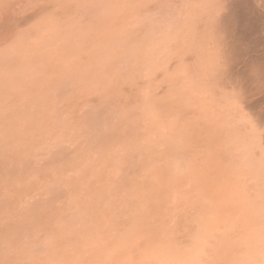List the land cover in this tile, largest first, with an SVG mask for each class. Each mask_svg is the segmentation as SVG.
<instances>
[{
    "label": "rangeland",
    "instance_id": "1",
    "mask_svg": "<svg viewBox=\"0 0 264 264\" xmlns=\"http://www.w3.org/2000/svg\"><path fill=\"white\" fill-rule=\"evenodd\" d=\"M157 1L0 0V264H244L213 147L194 135L205 65L181 58L178 26L147 34Z\"/></svg>",
    "mask_w": 264,
    "mask_h": 264
},
{
    "label": "bare ground",
    "instance_id": "2",
    "mask_svg": "<svg viewBox=\"0 0 264 264\" xmlns=\"http://www.w3.org/2000/svg\"><path fill=\"white\" fill-rule=\"evenodd\" d=\"M152 1L154 2V0H152ZM157 2H159V4ZM157 2H156L158 4V8L156 7L157 9L154 10L150 7V5L153 3H150L149 7L146 8L147 10L149 9L148 11L150 12L149 20H148L149 30H147L149 32H147V34L150 33L151 31H153V33L155 32L154 31L155 27H152L153 26L152 25L153 19L158 20V23H160V24L163 22L162 24L164 26H165V24L166 25L170 24V26H167V27H170L169 29H171V30H172L171 27L176 26V27H174V30H172V31H175V29L178 26V28L180 30V34L176 37L175 45L176 44L177 45H184L188 48V49L186 48L187 49L186 52L184 50V53H183L184 56L181 58H184V60L186 62L188 60H190L192 62V59L195 58V60L197 61L196 63H198L200 70L202 67L204 68L203 64L205 65V68H204L205 77L204 78L206 80V84L204 81L200 82V84L204 82L203 85H206V93L208 95L207 102H206V104H204V103L201 104L200 98L201 99L203 98V100L206 98H204L203 96L199 97V99H198L199 101H197V103H198V105H199V103L201 105H203L204 110H202L203 107L201 108V110L197 107L196 108L200 111H204V113H207L208 118H205V120L203 119L204 121L203 122L201 121L202 123L197 122V124H196L197 125V127H196L197 133L194 132V135L197 134L196 136L200 137L201 142L206 143V144H211L210 146L213 147L211 155H210V158L212 159L211 160L212 161L211 166H212L213 170H212V168H210L209 172H213V175H214L213 177H214V179H216V182H215L216 185L218 182V178H219V180L221 177L224 178V180H221V181H224V185L226 188V194H227L226 200H228L231 208H232V204L234 205L235 208L232 211H235V209L237 211L236 215L238 214V219H239V222H240V225L242 228V235H243V237H240V238H243L242 242H243V246H244V247H242V248H244V251L240 252V253L245 254V255H241V256H244L241 258L242 260H244L243 263L244 264H264V0H159ZM146 4L147 3H145V5ZM148 4H149V2H148ZM151 11H153V12H151ZM154 11H158V13L156 12L157 16H156V13H155V15L153 14ZM151 13L156 18H152ZM164 16L167 17V20L169 23H167L166 19H164ZM163 19H164V21H163ZM145 21L147 23V20H145ZM155 22H157V21H155ZM164 22H165V24H164ZM148 24H145V25L148 27ZM155 25H157V24H155ZM159 26L157 27V29H160V31L163 32L161 30L162 28H160ZM147 27H146V29H147ZM151 28H152V30H150ZM157 29H156V31L159 32V30H157ZM177 29H176V31H178ZM171 30H168V32L170 31V33H171ZM175 32H174V34H175ZM153 33L151 32L150 34H153ZM185 33H186V36L183 35ZM164 34L167 35V37L172 35V34L168 35L166 33H164ZM149 36H152V35H149ZM149 36L147 35V37H149ZM154 36H156V35H154ZM158 36H159V33H158ZM163 36H160V37H163ZM157 38H159V37H156V39ZM160 39L158 41H156V43H155L156 46L153 45V47H154L153 50H155L154 51L155 53H157L156 50L158 52H160L158 50L159 47L157 45L158 44L157 42H162V40L160 41ZM200 39L202 41H200V45H197V41ZM163 40H165V39H163ZM170 40H172V39H170ZM154 42L155 41H153V42L151 41V43H154ZM167 42H168V40H167ZM167 42H165V44ZM168 44L169 43H167L166 45H168ZM151 45L152 44H150V46ZM159 45H162V44L159 43ZM166 45H164V46H166ZM153 47H150V48H153ZM155 47L156 48L158 47V49H156ZM173 47L175 48L176 46H172V48ZM150 48H148V49H150ZM177 48H179V47H177ZM160 49H162V48L160 47ZM165 50H167V48ZM165 50H163V51L165 52ZM173 50L175 51V49H173ZM163 51L161 50V52L159 54H161ZM179 51L182 52V49ZM159 54L157 53L156 55H159ZM163 54H165V53H163ZM170 54H169V56H170ZM176 54H178V50H177ZM176 54H174V55H176ZM165 56H167V54ZM165 56L164 55L161 57L159 56V58H162ZM169 56H168V58H169ZM176 56H174V57L178 58ZM153 57H156V56L152 55V57H150V59ZM171 58H173V57H171ZM150 59L147 58V63L149 62L148 60H150ZM173 60H175V59L173 58ZM166 61H168V60H166ZM190 61H188V62H190ZM157 62H160V59ZM168 62H167V64H168ZM173 62L170 64H174ZM182 62L183 61H181L180 64H182ZM186 62H185V64H187ZM178 63H179V61L177 62V64ZM158 64H157V66H158ZM192 64H193V62H192ZM162 65H166V64H162ZM174 65H175V67L177 66L176 63ZM170 66H172V65H170ZM181 66L187 67L185 65L184 66L181 65ZM148 67L152 68V65H149ZM159 67H161V63H160ZM159 67H157V69ZM162 67L165 68L166 66L165 67L162 66ZM175 67H173V68H175ZM192 67L193 66L191 65V68ZM173 68H171V70ZM189 68H188V71H189ZM182 69H181L180 73L182 72ZM205 69H206V72H205ZM162 70L164 72L167 71V69H165V70L162 69ZM176 70L177 69L175 68L174 71H176ZM183 71H184V69H183ZM156 72H157V70H156ZM178 72H176V73L178 74ZM159 73H158V75H159ZM201 73H203V72H201ZM192 74H193V72H192ZM197 74H194V76ZM204 74H202V76ZM182 75L184 76V74H182ZM188 75H191V74L187 73V76ZM198 75H200V73ZM198 75H197V77H195V80H192V81H196V79L199 78V80L197 79L198 82H196L199 85V81L202 80V77L200 79L201 75L200 76H198ZM187 76H186V78L193 79L192 77L190 78ZM182 78L183 77H181L180 80ZM177 80H178V78H177ZM187 81H189V80H187ZM192 81L190 80L189 83H191ZM177 82H179V81H177ZM184 82H186V81H184ZM172 83H173V81H172ZM196 83L194 82L195 85L190 84V85H192L191 87H193V86L197 87L198 85ZM185 84L187 85L188 83H185ZM179 85H181V84L179 83ZM170 86H171V84H170ZM176 86H178V84H176ZM199 86L197 88L201 87V86L200 87ZM191 87H189L190 90H192L194 88L193 87L191 89ZM197 88H195V90L194 89L193 90L196 91ZM178 89H179V87L177 88V90ZM179 90H182V89H179ZM174 91L173 90H172V92L170 91L171 95ZM185 91H187V90H185ZM192 91H190V92H192ZM175 92H177V91H175ZM175 92H174V96L172 95L173 97H175V94H176ZM180 92L182 93L183 91H180ZM190 92L188 94H191ZM203 92H204V90H203ZM203 92H202V94H203ZM194 93H196V92H194ZM197 93L200 94L201 92L198 91ZM177 94H176V96H177V98H179L178 97L179 94L178 95ZM169 96H170V94H169ZM184 96L186 97V94ZM189 96H188V98H189ZM181 97H183V96H181ZM165 98H166V95H165ZM177 98H176V100H177ZM193 98H196V97H193ZM163 99H164V97H163ZM183 99H185V98H183ZM189 99H188V101H189ZM181 100H182V98H181ZM151 101H152V99H151ZM173 101L175 102V99ZM190 101H192V100H190ZM159 102H160V100H159ZM179 102H177V103H179ZM194 102H196V101H194ZM194 102H192V103H194ZM202 102H204V101H202ZM181 103H182V101H181ZM183 103H184V100H183ZM177 105H179V104H177ZM194 105H196V104H193L191 106L193 107ZM198 105H196V106H198ZM201 105H200V107H201ZM182 106H183V104H182ZM168 107L169 106H167V108ZM177 107L180 108L181 106L179 105V106H176V108ZM186 107H188V105ZM186 107H184V108H186ZM188 108H186V109H188ZM181 109H179V110H181ZM189 109H192V108H189ZM188 110L186 112H188ZM182 111L185 112L184 110H182ZM178 113H179V111H178ZM181 114H183V113L181 112L179 115H181ZM192 114L194 115V113H192ZM201 114H202V118H203V116H205V115H203V112ZM201 114L199 113V115H201ZM197 115H198V113H197ZM197 115H194V117ZM174 116H175V114H174ZM183 117H184V115L179 116L180 120L182 119L181 121L179 120V122H182V124L179 123V124H181V126L179 125L178 128L183 127V124L184 125L186 124L185 122H183L184 121L183 119L185 118V117L184 118ZM190 117L193 118V116H190ZM195 119H196V117H195ZM199 119H200V117H199ZM190 120H191V118H190ZM193 120H194V118H193ZM193 120L191 122H193ZM186 122H188V124L191 123V122L189 123L188 120ZM188 124H186V125L189 127ZM186 125L182 128V130L185 129L186 131H188V127H186ZM190 125L193 126V124H190ZM189 128H191V127H189ZM193 129H194V127H193ZM193 129H190V130L192 131ZM178 131H180V129ZM186 131H183L184 136H185L184 133H186ZM188 135H189V133H188ZM180 136L182 137V134ZM184 136H183V138H184ZM193 136L191 135V138ZM166 137H167V135H166ZM185 138H187V136H185ZM193 138H195V136ZM195 140H196V138H195ZM197 141L200 143L199 140H197ZM192 142H195V141H192ZM184 143L185 142H183V144ZM203 143H201V144L203 145ZM212 144H214V146ZM196 145H198V144H196ZM202 145H199V146L201 147ZM206 147H208V146H206ZM198 149L200 150V148H197V150ZM205 149H207V148H205ZM208 149H209V147H208ZM181 151H182V149H181ZM202 151H204V150L201 149V152L200 151L199 152L200 153L206 152V150L204 152H202ZM210 151L211 150H209V153H210ZM206 153L209 157L208 152H206ZM202 156H204V155H202ZM210 158L209 159L206 158V159L210 160ZM200 159H201V157H200ZM207 160H205L206 161L205 164H207ZM201 162H202V159H201ZM208 163H210V162H208ZM200 165L203 166L204 164H200ZM196 168H197V166H196ZM199 168H202V167L199 166ZM200 171H201V169H200ZM206 171H208V170H206ZM216 173L220 174L222 176L219 177V175H218L217 177H215ZM208 175L211 176L212 174L210 175V173H208ZM209 176H207V178ZM196 179H197V177H196ZM208 180H210V179H208ZM222 184L223 183H221V185ZM214 188H216V187H214ZM220 189H221V187H220ZM211 190L213 191V188ZM214 193H215V191H214ZM216 193H217V191H216ZM216 193H215V196H216ZM195 194H196V192H195ZM209 194H211V192H209ZM212 194H213V192H212ZM218 194H219V192L217 193V196H218ZM211 197H213V195ZM210 199H212V198H210ZM213 201L215 202V200H212V202L210 204H212ZM216 201H219V200H216ZM212 206H214V204H212ZM222 206H223V204H222ZM230 206H228V207L230 208ZM214 208H215V206H214ZM232 211H230V212H232ZM212 213H213V210H212ZM233 214H234V212H233ZM229 215H232V214L229 213ZM213 217H214V215H213ZM233 218L234 217H232V219ZM234 221H235V223L237 222V220H233L232 223ZM232 225L233 224H231V227H233ZM236 225H238V224H236ZM241 228L239 227L238 230H241ZM232 234H233V231H232ZM239 234H241V231L239 232ZM241 246H242V244H241ZM240 247H239V249H241ZM232 252H233V250H232ZM227 253H229V252H227ZM231 255H232V253H231ZM231 259H229V261H231ZM239 262H240V260H239Z\"/></svg>",
    "mask_w": 264,
    "mask_h": 264
}]
</instances>
